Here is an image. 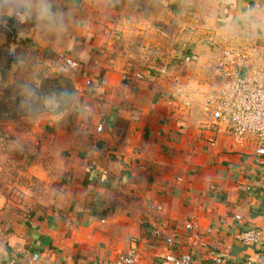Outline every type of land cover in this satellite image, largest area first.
Returning a JSON list of instances; mask_svg holds the SVG:
<instances>
[{
	"label": "crops",
	"instance_id": "obj_1",
	"mask_svg": "<svg viewBox=\"0 0 264 264\" xmlns=\"http://www.w3.org/2000/svg\"><path fill=\"white\" fill-rule=\"evenodd\" d=\"M0 21L76 93L37 119L32 174L46 195L24 219L3 207L0 262L40 252L90 264L135 247L151 264L172 237L199 264H264V248L239 240L264 231V157L234 150L178 101L207 89L215 43L250 33L264 52V0H0Z\"/></svg>",
	"mask_w": 264,
	"mask_h": 264
},
{
	"label": "built area",
	"instance_id": "obj_2",
	"mask_svg": "<svg viewBox=\"0 0 264 264\" xmlns=\"http://www.w3.org/2000/svg\"><path fill=\"white\" fill-rule=\"evenodd\" d=\"M258 44V45H257ZM218 56L214 62V75L204 92L187 91L179 96L180 112L186 115L195 106L208 117L213 130L225 136L231 147L239 152L252 150L255 156L264 157V52L250 33L242 36L240 44H230L227 39L217 42ZM264 47V45H263ZM68 66L73 63L66 61ZM90 85V81L86 82ZM103 123L96 127L101 131ZM215 145L210 141L207 150ZM240 220L239 216H236ZM187 229L198 228L186 224ZM239 240L264 248V231L247 228L239 234ZM136 243L135 238L130 239ZM164 250L155 256L151 264H199L189 251L176 246L172 237L163 238ZM142 255L135 248L114 250L105 259L90 264H142ZM0 264H51L45 253L32 252L24 263L9 259ZM208 264H234L228 254L213 255ZM243 264H263L261 260H246Z\"/></svg>",
	"mask_w": 264,
	"mask_h": 264
},
{
	"label": "rangeland",
	"instance_id": "obj_3",
	"mask_svg": "<svg viewBox=\"0 0 264 264\" xmlns=\"http://www.w3.org/2000/svg\"><path fill=\"white\" fill-rule=\"evenodd\" d=\"M21 46L0 21V213L7 206L24 219L38 198L46 195L43 182L32 174L37 166L32 159L38 155L37 119L70 108L60 110L67 98L60 101L58 87L51 81L58 72L32 60L30 47Z\"/></svg>",
	"mask_w": 264,
	"mask_h": 264
},
{
	"label": "trees",
	"instance_id": "obj_4",
	"mask_svg": "<svg viewBox=\"0 0 264 264\" xmlns=\"http://www.w3.org/2000/svg\"><path fill=\"white\" fill-rule=\"evenodd\" d=\"M13 62H16V59H13ZM53 75L54 78L51 81L58 87L57 95L61 98L60 101L63 102L65 101V98H67L65 103L60 107V110L70 108L75 99V91L73 89L72 81L60 73H54Z\"/></svg>",
	"mask_w": 264,
	"mask_h": 264
},
{
	"label": "clouds",
	"instance_id": "obj_5",
	"mask_svg": "<svg viewBox=\"0 0 264 264\" xmlns=\"http://www.w3.org/2000/svg\"><path fill=\"white\" fill-rule=\"evenodd\" d=\"M19 6L18 5H14L13 6V9L15 10V9H17Z\"/></svg>",
	"mask_w": 264,
	"mask_h": 264
}]
</instances>
